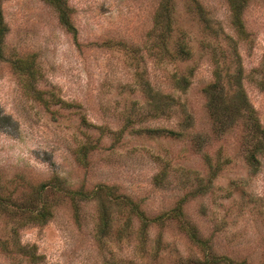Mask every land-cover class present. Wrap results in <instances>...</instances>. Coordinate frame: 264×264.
Returning a JSON list of instances; mask_svg holds the SVG:
<instances>
[{"label":"rangeland","instance_id":"374dc122","mask_svg":"<svg viewBox=\"0 0 264 264\" xmlns=\"http://www.w3.org/2000/svg\"><path fill=\"white\" fill-rule=\"evenodd\" d=\"M199 1L232 35L225 1ZM65 2L74 33L42 0H0L5 205L12 208L14 197L52 176L86 197L73 206L61 197L46 223L17 228L19 242L33 246L39 256L32 264H195L191 261L200 259L201 251L165 215L180 199L184 217L215 253L262 264L264 156L251 172L239 130L220 137L211 132L201 92L211 80V53L200 46L202 33L183 0H173V33L183 34L190 47L191 56L184 61L160 54L153 21L158 0ZM242 17L247 35L236 41L242 87L264 127V81L259 84L264 78V0H249ZM186 67L192 69L189 85L173 89L169 74ZM144 81L152 91L173 95L178 104L170 105V116H133L145 105ZM126 118L131 121L122 129ZM193 134L207 137L200 150L190 140ZM98 185L112 187L138 205L147 219L143 236L135 218H126L130 214L123 205L112 206L107 229L98 230V201L92 194ZM1 207L0 241L6 244L4 250L0 247V264H29L24 256L6 251L14 222Z\"/></svg>","mask_w":264,"mask_h":264},{"label":"trees","instance_id":"16d2710c","mask_svg":"<svg viewBox=\"0 0 264 264\" xmlns=\"http://www.w3.org/2000/svg\"><path fill=\"white\" fill-rule=\"evenodd\" d=\"M49 5L55 12L59 23L70 33L75 29L69 21L70 8L65 0H42ZM227 9L228 26L232 35L224 30L212 19L209 12L203 7L199 0H183L186 12L197 22L202 38L199 40L201 47L210 49L211 60V80L202 86L201 92L204 96V106L211 121V132L220 137L225 131L230 129L239 130V141L243 146V160L251 172H255L260 164V158L264 156V127L260 124L256 112L249 103L242 87V67L238 61L236 52V41L247 35L243 21V11L248 5L249 0H224ZM174 2L173 0H158L157 8L153 15L154 25L159 33L160 54L166 53L170 61H184L190 58L191 50L183 39V34H175L174 26ZM5 30L0 10V58L1 43ZM234 36V37H233ZM224 41L225 47L222 44ZM223 48H219L220 45ZM222 57L219 59L216 53ZM218 54V53H217ZM190 67L181 70H174L168 76L169 85L178 91L184 90L189 85ZM264 78L260 80L262 85ZM145 82V81H144ZM142 85V95L145 98V105L134 117L138 120L152 116L168 117L174 109L170 107L175 100L173 95L162 91H152V88L145 82ZM177 100V99H176ZM178 104V102L176 103ZM152 116V117H154ZM187 117L183 121L186 122ZM129 118L125 119L122 126H127ZM144 132H163L161 128H145ZM165 133L173 135V130H165ZM190 140L200 150L206 142L207 137L200 134L190 135ZM207 160V156H205ZM218 164V163H217ZM215 172V170H214ZM3 183L0 181V207L6 216L14 222L10 229L9 240L11 247L6 251L13 254L24 256L29 264L38 262L39 256L35 254L33 246L21 244L17 238V228L25 224H44L53 213V206L57 200L67 199L70 204L76 205L78 200L84 196L81 189L70 190L63 185L62 180L56 176L49 177L30 188L27 192H21L14 197L15 204L8 209L5 205L6 198L2 196ZM97 197L98 208V230L103 232L107 229L110 218L109 209L112 206H127V219L132 217L138 222L139 233L143 236L146 233L147 219L138 205L127 195L114 192L112 187L98 185L93 191ZM86 198V197H85ZM181 200H178L170 209L165 212L166 218L178 222L180 229L187 236L191 244L201 251V257L192 260L195 264H247L242 258H232L225 254H217L212 250L208 239L199 233L194 223L187 220L181 209ZM155 219L152 218L151 221ZM6 240L0 241L2 250L5 248ZM264 264V251L263 260Z\"/></svg>","mask_w":264,"mask_h":264}]
</instances>
